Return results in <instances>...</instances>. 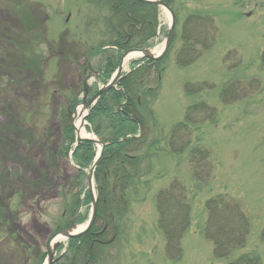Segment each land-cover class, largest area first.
I'll list each match as a JSON object with an SVG mask.
<instances>
[{
    "label": "rangeland",
    "instance_id": "obj_1",
    "mask_svg": "<svg viewBox=\"0 0 264 264\" xmlns=\"http://www.w3.org/2000/svg\"><path fill=\"white\" fill-rule=\"evenodd\" d=\"M168 2L175 17L173 40L160 64L145 74L139 99L142 129L134 135H143L141 139L147 146L131 153L139 158L138 164L128 166L131 170L138 167L133 181L122 193L119 181L114 185L115 195L112 192L105 197V211L110 214L105 218L108 227L104 240L108 244L91 255L88 251L92 248L81 245L73 262L228 264L233 257L244 254L256 264H264V0ZM99 5H90L89 0H0V173L6 181L45 179L41 187L33 186L26 200H17L13 187L0 199V207L12 201H7L12 211L7 219L10 226L0 227V264H34V255L41 253L44 264L47 239L71 222L78 231L90 217L91 200L82 203L90 167L77 166L69 151L56 152L66 146L61 139L59 113L73 96L75 100L82 97L86 76L81 77L80 69L84 61L89 66L86 74L91 91L94 85L102 86L97 72L110 33L102 31V17L107 16L108 9ZM157 11V29L149 42L153 54L161 51L171 20L164 8L158 7ZM191 13L212 18L214 40L209 50L181 66L177 62L182 44L179 36L183 19ZM13 31L23 34L18 48L7 42ZM195 49L200 50V46ZM137 58L133 56L123 63L122 74L131 70ZM233 79H240L246 95L225 103L220 91L227 80ZM203 83L206 85L198 86ZM200 103L211 109L212 116L202 118L206 114ZM110 109L116 110L115 106ZM81 112L82 118H87L89 113L86 115L82 104L69 112L74 130ZM178 124H184L182 130L171 133ZM88 125H82L85 133L96 139L98 136L87 129ZM192 149L207 152V165L201 167L200 179L192 175ZM78 167L83 170L81 184L77 182ZM95 180L93 173L98 205ZM174 181L189 208L187 225L180 226L177 256L167 253L156 200L157 193ZM105 182L107 186L112 184ZM220 196L236 203L248 227L243 246L226 259L215 256L213 243L205 234V202ZM112 199L126 204L119 207ZM166 199L164 209L170 201L168 196ZM177 204L170 201L172 212ZM60 225L66 226L56 228ZM225 228L238 230L234 214L229 215ZM17 238L22 246L30 247L25 261V256L19 258L15 251ZM61 242L63 246L54 255L60 257L57 264H64L63 254L66 258L71 255L67 240Z\"/></svg>",
    "mask_w": 264,
    "mask_h": 264
},
{
    "label": "trees",
    "instance_id": "obj_2",
    "mask_svg": "<svg viewBox=\"0 0 264 264\" xmlns=\"http://www.w3.org/2000/svg\"><path fill=\"white\" fill-rule=\"evenodd\" d=\"M90 5L101 4L108 9L107 16L102 17L104 25L102 27L103 34L108 31L109 41H106L107 51L104 50L102 53L103 64L98 67V78L105 83L116 69L120 55L123 51L128 48H142L149 45L150 39L154 36L157 21V6L154 4L138 1V0H89ZM166 2L169 4L168 0ZM99 5V6H101ZM146 12L150 13L148 16ZM149 14V15H150ZM148 16V17H147ZM182 30L179 38L181 40V54L177 57L179 65H185L195 61L199 54L203 51H207L211 48L215 26L213 25L212 18L208 15H201L199 13H191L185 16L182 21ZM105 27V28H104ZM4 35V32H1ZM14 33V34H13ZM13 36L7 35L5 37L10 38L9 41L15 48H18L17 44L23 39L20 32L13 31ZM2 35V36H3ZM15 35V36H14ZM104 44V41L103 43ZM104 44V45H105ZM200 46L199 49H195L196 46ZM229 55V54H228ZM143 61L138 67L130 71L125 77H123L117 87L111 88L106 92H103L97 102L92 106L86 120L89 124L88 130H91L97 135L104 145L103 153L99 159L98 165L95 169V181H97L96 191L98 194V205L95 215V221L91 228L83 235L70 238L67 240V249L70 250L71 255L66 258V254L62 255V261L64 264H74L73 258L76 252L80 249L81 245H88L91 249L89 255H91L96 248L108 244L105 242L104 237L107 231V225L105 218L109 217L110 214L105 211L107 208L105 197L108 195H115V184L120 181V191L128 186L129 181H133L135 171L138 169L137 165L135 170H131L128 166L130 164H138V155L131 154L139 147L147 146V142L144 138L136 137L134 134L140 131L142 128V121L140 115V98L142 95L141 87L144 84L145 74L149 72L151 67H156L162 61H151V60H140ZM140 61H134L132 64L135 65ZM81 77L86 76L89 66L87 61L81 64ZM240 79L227 80L223 84L220 96L221 99L226 102H233L242 98H245L246 87L241 85ZM253 80V79H252ZM234 82H237L234 86ZM251 84V83H250ZM188 85V84H187ZM206 85L205 83L199 84V87ZM95 88V87H94ZM185 90L190 94L189 87L185 86ZM82 91V89H81ZM96 89H94V92ZM80 99L75 100L73 96L68 101L67 108L60 111L58 121L62 131V142L66 143L64 148H59L56 154L63 153L67 154L71 152L72 158L76 161L77 166L81 168L83 166L90 167L93 159L96 155L97 147L89 140H76L74 128L70 123L69 112L74 109ZM200 109L206 114L202 118H208L211 115V109L204 103L198 104ZM110 106H115L116 110L111 112ZM212 116V115H211ZM189 118L185 116V122H188ZM184 124L176 125L171 133H175L182 130ZM207 152L199 151L198 149L190 150V163L193 168L192 175L196 179H200L201 167L206 166ZM78 167L77 182L81 184L82 169ZM134 169V168H133ZM5 178V177H4ZM3 174L0 173V199L3 194L7 193L12 187L17 193H13L17 196V200H26L27 193L35 187H41L44 184L45 179L41 181H26L17 182L11 179L5 180ZM110 184L107 186L106 180ZM37 185V186H36ZM179 187L177 181H174L166 190L159 191L156 195L158 211L160 215V224L164 231L167 241V253L172 256H177L179 247L178 239L179 234L182 231L180 226L186 227V218L189 211L187 204L182 200V189ZM83 188L80 189L81 194ZM181 194H180V192ZM14 196V195H13ZM170 199L172 203L177 204L175 211L168 205L165 209L163 208L164 200L168 201L166 197ZM11 199V198H10ZM125 200V199H124ZM12 202L11 200H7ZM4 202L0 207V227L8 228L10 221L7 220L11 216V209L8 202ZM16 201V200H15ZM18 201V202H20ZM90 202V196L88 190L83 193L82 203L88 204ZM116 202L119 207L126 204V201L120 202L119 199L113 200L112 203ZM75 206L79 204V197L75 201ZM105 204V205H104ZM114 204V203H113ZM4 208H3V207ZM74 206V207H75ZM205 207L208 212L207 227L205 234L209 240L213 243V250L216 257L219 258H232L231 252L243 246L245 238L247 236V224L242 221V217L238 214V207L233 201L224 198L223 196L215 199H208L205 202ZM118 209V208H117ZM75 210V208H73ZM120 212V209L118 210ZM12 212V211H11ZM230 214H234L238 219V230H227L225 225L228 222ZM175 216L179 219H175ZM84 218V217H83ZM185 222V223H184ZM66 226V225H63ZM62 225L56 228H62ZM10 232L9 230H6ZM180 231V232H179ZM14 231H11L12 233ZM179 232V233H178ZM11 235V234H10ZM16 240V239H15ZM16 244V250L19 258L24 257L22 261L27 259V253L30 247L22 246L20 239L14 241ZM35 253V252H33ZM44 254L41 253L39 256L35 254L33 257L34 264H41ZM54 264H57L54 263ZM228 264H256L252 258L248 255L241 254L233 257Z\"/></svg>",
    "mask_w": 264,
    "mask_h": 264
},
{
    "label": "water",
    "instance_id": "obj_3",
    "mask_svg": "<svg viewBox=\"0 0 264 264\" xmlns=\"http://www.w3.org/2000/svg\"><path fill=\"white\" fill-rule=\"evenodd\" d=\"M139 1L156 4L157 6L164 8L167 11V13L169 14V17L171 20H170V24H169V27L167 30L166 38H165L164 43H163V47H162L161 51L156 55L152 54V52L148 48L128 49L125 52H123L121 55V58H120L119 65H118L116 71L111 76L110 80H108V82L106 84H104L101 88H99L97 90V92L92 97H90L88 100H86V98L84 97L82 106L84 109H86L87 113L90 110V105H92L96 102L97 98L101 95L102 92L109 90L111 87H113L114 85L117 84V81L119 79V74L121 73L122 68H123V60L127 55H129L130 53H140L141 57H145L147 59H151V60L156 61V60H159L160 58L163 57V55L166 53V51L168 50V48L170 46V43L172 41L173 34H174V25H175V17H174V14H173L171 8L163 0H139ZM84 120L85 119L83 117L81 122L84 123ZM75 132H76V137L78 139H86V140L92 141L93 143H95L98 146L97 155H96V157H95V159H94V161H93V163H92V165L88 171V174H87L88 189H89V193L91 196V202H92L91 203V205H92L91 206V214H90V217H89L88 221L86 222L85 226L81 230L75 231L74 230L75 224H74V222H71V224L69 225L68 228L54 232L47 239L45 264H52L54 262L53 256H54L56 248L60 244L61 239H63V238H66V239L67 238H75V237L82 235L91 227V225L95 219L97 198H96V196H94V193H93L94 192V189H93V173H94V170L98 164L99 158L102 155L104 143L99 138L94 139V138L79 137L77 128H75Z\"/></svg>",
    "mask_w": 264,
    "mask_h": 264
},
{
    "label": "bare ground",
    "instance_id": "obj_4",
    "mask_svg": "<svg viewBox=\"0 0 264 264\" xmlns=\"http://www.w3.org/2000/svg\"><path fill=\"white\" fill-rule=\"evenodd\" d=\"M140 53H130L129 55H127L124 60H123V63H125L129 58L133 57V56H139ZM80 111L83 112V110L81 109ZM82 112L80 113V116H79V119L76 121L75 123V127L77 128V131H78V134H79V137H82V138H88L90 137L89 135H87L83 129V126H82V122H81V118L83 116ZM85 226L82 225V226H79L78 229L81 230L83 227ZM77 229V230H78Z\"/></svg>",
    "mask_w": 264,
    "mask_h": 264
}]
</instances>
